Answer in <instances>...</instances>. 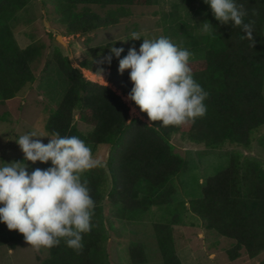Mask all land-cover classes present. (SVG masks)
I'll return each mask as SVG.
<instances>
[{"label": "trees", "instance_id": "1", "mask_svg": "<svg viewBox=\"0 0 264 264\" xmlns=\"http://www.w3.org/2000/svg\"><path fill=\"white\" fill-rule=\"evenodd\" d=\"M31 1L0 0L1 103L17 97L35 82L32 64L42 46L32 44L21 48L12 30L17 13ZM54 2L68 34L86 36L117 25L130 14L129 8L148 6L153 0ZM237 4L243 5L248 13L244 22L252 24L254 45L239 26L209 19L214 28L190 44L193 45L190 66L194 79L209 94L205 100L207 112L204 117L180 126L165 127L161 121H150L147 113L131 100V106L144 120L130 118L128 105L112 88L87 80L59 49L54 51L48 66L55 64L54 68L67 82V89L56 110L49 115L45 133L77 136L93 149L105 145L109 156L106 170L101 166L82 175L95 201L94 226L83 235V249L69 248L61 239L58 246L49 249V257L41 264H111L108 242L112 235L105 228L101 207L108 181L107 197L116 221L143 225L152 223V214L156 216L152 226L163 264H181L175 253L171 226L180 224L187 205L193 219L201 220L207 230L232 241L225 250L229 261L238 259L242 250L249 259L264 253V160L231 152L228 165L207 176L204 185H198L199 191L193 199L176 198L182 191V186L177 184L189 171L191 160L175 152L171 143L173 134L183 131L182 139L200 145L197 151L203 153L197 155L206 156L222 152L227 144L249 152L254 134L264 127V0H237ZM91 6L110 9L101 17L91 11ZM121 47L125 49L123 58L133 45ZM81 68L97 76L103 69V74L108 73V83L123 96H128L132 88L128 71L119 73L116 58L110 65L93 61L83 63ZM75 112L79 121L91 127L86 134L78 131ZM260 144L264 148V135ZM42 165L44 169L51 162ZM153 208L162 216L158 217ZM23 240L18 230H9L6 224L0 223V247H12ZM143 248L139 242L128 244L129 263L147 262Z\"/></svg>", "mask_w": 264, "mask_h": 264}, {"label": "rangeland", "instance_id": "2", "mask_svg": "<svg viewBox=\"0 0 264 264\" xmlns=\"http://www.w3.org/2000/svg\"><path fill=\"white\" fill-rule=\"evenodd\" d=\"M90 9L103 17L110 8L91 6ZM129 12L130 14L121 19L117 25L99 29L86 36L68 34L66 27L59 20L60 16L56 11L54 0H32L27 7L17 13L12 30L19 46L25 48L36 44L41 45L42 49L32 64L35 76L33 85L24 88L18 94V98L12 100V103L0 102V160L8 163L23 161L24 154L16 143L19 136L30 131H36L41 136L47 135L45 127L48 117L56 110L67 89V82L54 68L55 64L48 66L56 49L70 60L74 68L80 69L81 74L86 75L89 81L108 86L106 77L108 73L103 74L105 83L101 75L93 76L91 72L81 68L82 64L93 61L100 63L99 61L108 55V46L113 44L115 47L131 44L138 50L143 38L156 39L160 36H166L173 43L192 52L191 42L193 43L194 39L201 34H205L202 23L211 22L209 19H214L210 6L204 3V0H153L151 5L134 6L129 8ZM132 32L139 33L142 38L129 39ZM126 39L129 40L122 41ZM195 53L197 57L200 56L199 51ZM113 91L121 96L118 90ZM123 101L129 107L130 118L142 120L139 112L137 113L131 107L130 100L124 96ZM74 121L81 133L86 134L91 128L78 120V112H75ZM182 132L179 130L173 134L171 143L175 146L176 153L191 161H189V171L182 176L180 184H177L180 188L182 186V191H179L176 196L178 199L181 197H184L186 201L193 199L199 191L198 184L204 185L207 176L214 175L228 165L231 152L236 151L251 159L264 160V148L260 144L264 127L254 134L249 152L237 145L227 144L222 152L210 153L206 156L197 155L203 153L197 151L201 146L183 140ZM39 139L47 144L50 138ZM96 150L99 153V159L105 161L107 147L98 146ZM27 163L30 165L29 172L35 168L43 169L40 162L32 164L28 161ZM107 183L106 196L102 199L101 207L106 222L105 228L109 236L112 235L108 242V256L111 264H131L127 247L132 241L144 246L143 250L147 259L145 264H163L152 226V223L157 221L156 216L151 215L153 217L150 218L151 224L143 223L142 225L139 222L121 224L116 221L112 216V204L107 197L110 188L109 181ZM185 207L186 212L183 213L180 224L171 226L175 253L181 264H260L264 261V253L249 259L243 250L238 259L229 261L225 250L230 248L232 241L219 236L212 230H207L204 222L192 218L193 215L187 210L188 205ZM153 210L160 217L161 212L155 211V208ZM112 230L117 231L114 233ZM48 257V248L36 251L26 240L12 247L7 245L0 247V264H41Z\"/></svg>", "mask_w": 264, "mask_h": 264}, {"label": "clouds", "instance_id": "3", "mask_svg": "<svg viewBox=\"0 0 264 264\" xmlns=\"http://www.w3.org/2000/svg\"><path fill=\"white\" fill-rule=\"evenodd\" d=\"M220 24L239 26L245 38L255 42L253 27L245 23L247 11L237 0H204ZM214 28L202 23L204 33ZM137 32L129 39L140 40ZM129 39L122 40L127 42ZM108 55L99 62L118 60L121 75L128 71L132 88L128 99L134 101L150 121L162 126H180L206 115L208 92L193 76L191 52L166 36L144 39L139 49L108 46ZM103 69L99 73L103 79ZM105 82V80L103 79ZM106 83V82H105ZM109 84V83H108ZM108 87L113 89L111 84ZM49 137L47 144L41 139ZM23 161L0 163V223L18 230L36 251L58 246L61 239L76 251L83 249V235L92 228L95 201L82 175L102 166L92 149L77 136L58 132L41 136L30 131L16 139ZM28 161L51 166L29 172Z\"/></svg>", "mask_w": 264, "mask_h": 264}, {"label": "crops", "instance_id": "4", "mask_svg": "<svg viewBox=\"0 0 264 264\" xmlns=\"http://www.w3.org/2000/svg\"><path fill=\"white\" fill-rule=\"evenodd\" d=\"M92 74V73H91ZM92 75H94V74H92ZM113 90H117L115 87H113ZM24 92V91H23ZM118 92H120V91H118ZM120 95H121V97H122V99L124 98V96L121 94V92H120ZM126 98L128 97L127 95L125 96ZM18 98V96L17 97H15V98H13V99H10V100H8V101H5V103H12L15 99H17ZM128 99V98H127ZM13 100V101H12ZM131 105V104H130ZM131 107H133V106H131ZM133 109L134 110H136L135 109V107H133ZM136 112L138 113V111L136 110ZM139 116H140V114H139ZM142 120H144L143 118H142ZM91 130V128L90 129H88V132ZM86 131V130H85ZM87 132V131H86ZM91 149H92V152H93V155L96 157V158H98L99 159V151H100V149L102 148V147H100V149L98 150V152H97V150H96V148L95 149H93L92 148V146H89ZM107 150H108V147H107ZM108 156H109V150L107 151V156H106V160L104 161V159L103 160H101V159H99V160H101V162H102V167L104 168V170H106L105 169V165H106V161H107V158H108ZM198 185H200V184H198Z\"/></svg>", "mask_w": 264, "mask_h": 264}, {"label": "built area", "instance_id": "5", "mask_svg": "<svg viewBox=\"0 0 264 264\" xmlns=\"http://www.w3.org/2000/svg\"><path fill=\"white\" fill-rule=\"evenodd\" d=\"M91 75H92V74H91ZM93 76H95V75H93ZM84 77L87 79V76H86V75H85ZM87 80H88V79H87ZM105 80H106V79H105ZM96 82H97V81H96ZM107 84H108V82H107Z\"/></svg>", "mask_w": 264, "mask_h": 264}]
</instances>
